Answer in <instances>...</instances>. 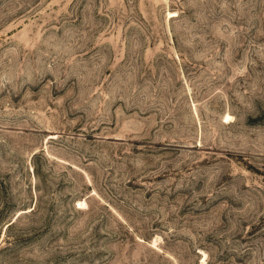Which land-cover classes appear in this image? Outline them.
Here are the masks:
<instances>
[{
  "label": "rangeland",
  "instance_id": "374dc122",
  "mask_svg": "<svg viewBox=\"0 0 264 264\" xmlns=\"http://www.w3.org/2000/svg\"><path fill=\"white\" fill-rule=\"evenodd\" d=\"M0 264H264V0H0Z\"/></svg>",
  "mask_w": 264,
  "mask_h": 264
},
{
  "label": "bare ground",
  "instance_id": "6f19581e",
  "mask_svg": "<svg viewBox=\"0 0 264 264\" xmlns=\"http://www.w3.org/2000/svg\"><path fill=\"white\" fill-rule=\"evenodd\" d=\"M81 204V203H80ZM84 206V205H83Z\"/></svg>",
  "mask_w": 264,
  "mask_h": 264
}]
</instances>
